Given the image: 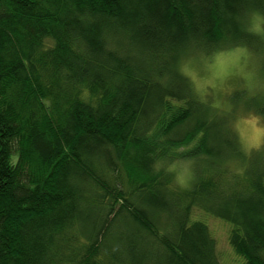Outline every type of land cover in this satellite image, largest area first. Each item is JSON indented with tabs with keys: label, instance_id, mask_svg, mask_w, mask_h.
<instances>
[{
	"label": "trees",
	"instance_id": "1",
	"mask_svg": "<svg viewBox=\"0 0 264 264\" xmlns=\"http://www.w3.org/2000/svg\"><path fill=\"white\" fill-rule=\"evenodd\" d=\"M254 16L264 0H0V264H221L196 211L264 264V158L231 118L264 117V92L226 114L181 70L240 47L264 72Z\"/></svg>",
	"mask_w": 264,
	"mask_h": 264
},
{
	"label": "rangeland",
	"instance_id": "2",
	"mask_svg": "<svg viewBox=\"0 0 264 264\" xmlns=\"http://www.w3.org/2000/svg\"><path fill=\"white\" fill-rule=\"evenodd\" d=\"M262 23L259 16H254L251 28L264 35ZM181 70L190 78L196 93L203 100L210 101L226 114H231L228 99L235 90L243 89L253 95L264 92V72L260 59L245 48L239 47L209 55L196 53L183 59ZM231 118L244 152L258 154L264 158V143L259 147L254 146L256 130L264 128V117L239 110L232 114ZM172 168L177 178L180 175L188 178L189 187L194 175L192 165L188 162H179ZM193 219L208 225L212 237L217 242L221 264H240V256L235 254L229 244L231 224L199 211L194 213Z\"/></svg>",
	"mask_w": 264,
	"mask_h": 264
},
{
	"label": "clouds",
	"instance_id": "3",
	"mask_svg": "<svg viewBox=\"0 0 264 264\" xmlns=\"http://www.w3.org/2000/svg\"><path fill=\"white\" fill-rule=\"evenodd\" d=\"M87 95V93L85 94ZM262 143H264V128H258L256 130V137H255V147H259ZM170 171H174V169H170ZM177 182L182 188L188 187V178H186L184 175H180L177 178ZM240 264H244V260L242 257H239Z\"/></svg>",
	"mask_w": 264,
	"mask_h": 264
}]
</instances>
